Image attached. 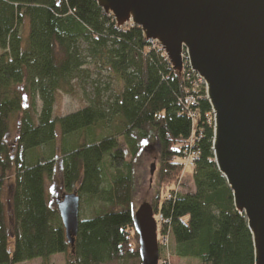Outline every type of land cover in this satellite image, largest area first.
Returning <instances> with one entry per match:
<instances>
[{"label":"trees","instance_id":"obj_1","mask_svg":"<svg viewBox=\"0 0 264 264\" xmlns=\"http://www.w3.org/2000/svg\"><path fill=\"white\" fill-rule=\"evenodd\" d=\"M199 80L188 63L174 70L158 42L139 26H119L95 0H0V264H49L57 254L67 264H144L133 195L146 141L159 150L160 196L179 183L185 146L192 141L199 152L190 198L175 193L173 210L158 197L152 207L169 221L160 257L255 264L248 220L215 162L213 109ZM77 85L92 86L88 103L55 116L60 95ZM58 154L67 192L81 198L73 245L47 192Z\"/></svg>","mask_w":264,"mask_h":264},{"label":"water","instance_id":"obj_2","mask_svg":"<svg viewBox=\"0 0 264 264\" xmlns=\"http://www.w3.org/2000/svg\"><path fill=\"white\" fill-rule=\"evenodd\" d=\"M119 26H139L158 42L174 70L183 53L205 82L214 115L213 149L237 210L253 234L255 264H264V0H95ZM81 198L57 203L71 245ZM144 264H158V223L150 204L135 214Z\"/></svg>","mask_w":264,"mask_h":264},{"label":"rangeland","instance_id":"obj_3","mask_svg":"<svg viewBox=\"0 0 264 264\" xmlns=\"http://www.w3.org/2000/svg\"><path fill=\"white\" fill-rule=\"evenodd\" d=\"M27 34V29L24 30V35ZM183 56V68L186 66V63L190 66V61L186 52L182 54ZM190 69L192 70L191 66ZM183 70V69H182ZM106 79L102 80L104 83ZM199 83L205 85V82L200 78ZM93 91L92 86L88 85L86 88L80 87L77 85L72 94L62 93L59 97L58 103L56 105L55 116H64L73 111H76L81 106L88 103V100L85 96V93L91 94ZM85 92V93H84ZM196 99V98H195ZM59 130V126H58ZM18 132V121L15 120L11 126V129L8 133L7 140L9 144H12L17 136ZM126 148V147H125ZM127 151V160H130L131 157ZM160 158L159 150L157 144L153 141H146L143 145L141 153L135 160V179L136 187L133 195V212L134 215L144 204H150L152 207L155 206L158 197L160 201L170 200L171 207L173 210L178 206L176 199L174 198L175 193H179L184 196L185 199L190 198L191 194L195 191V185L193 180V166L191 164H184V171L182 177L177 185L169 186L167 191L162 193L160 186ZM13 179L10 177L6 184L5 189V200L7 204L9 203L11 195ZM174 191V193L172 192ZM47 192L49 196L50 203L53 207L57 208V203L67 194V190L64 186L63 180V166L62 159L60 154L57 155V162L55 167V174L52 180L47 182ZM179 200V199H177ZM188 203V201H185ZM180 203V201L178 202ZM83 206V216L86 218L89 214L88 204L85 202L82 203ZM82 215V213H81ZM158 216V215H157ZM159 220V218L157 217ZM160 224V223H159ZM162 225L158 227V235L160 236V230ZM167 258L168 264H202L198 259L191 258H179L174 255H169ZM19 264H43L42 259H35L32 261H27ZM49 264H67V255L57 254L50 258Z\"/></svg>","mask_w":264,"mask_h":264},{"label":"built area","instance_id":"obj_4","mask_svg":"<svg viewBox=\"0 0 264 264\" xmlns=\"http://www.w3.org/2000/svg\"><path fill=\"white\" fill-rule=\"evenodd\" d=\"M151 42H154V41H151ZM198 77L201 78L199 75H198ZM188 101L193 103V104H195L196 99H195L194 96H190L188 98ZM192 115L196 119L197 114L194 113ZM192 147H193L192 146V141L190 142V144H187L185 146L184 151H183L182 162H183V164H191L194 167L196 160H198V158H199V152L194 150ZM157 217L159 218V220L157 219ZM156 220H157V223H158V227H159L160 224L163 226V225H165V224H167L169 222L168 219H166L162 213H159L158 216H156ZM158 239H159V247L160 248L162 246L168 245V243H169V239L166 236H164L163 234H160V236L158 235ZM168 260H169V258L160 257L158 264H168Z\"/></svg>","mask_w":264,"mask_h":264}]
</instances>
